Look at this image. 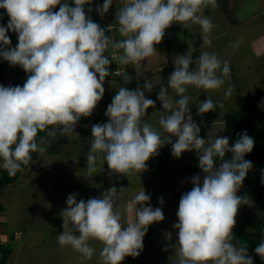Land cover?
<instances>
[{"label":"clouds","instance_id":"9594fccd","mask_svg":"<svg viewBox=\"0 0 264 264\" xmlns=\"http://www.w3.org/2000/svg\"><path fill=\"white\" fill-rule=\"evenodd\" d=\"M73 3L0 0V9L6 10L9 17L7 27L0 25V57L28 74L23 86L0 85V167L9 176H15L22 165L29 163L31 153L45 151L37 142L39 132L47 130L49 137L68 136L82 117L92 115L104 96L105 78L112 74L107 51L122 49L119 63L132 65L139 72L141 62L157 53L155 45L161 43L165 30L173 23L191 21L201 25L205 33L213 27L199 14L205 0H124L116 22L125 39L114 41L86 15L85 5L91 0ZM112 4L113 0H105L96 10L103 16ZM57 5L59 10L53 11ZM9 30L18 34L15 47H10ZM192 63L190 56L179 55L167 80L168 88L181 97L175 107L168 88L160 87L157 98L163 111L158 124L162 131L144 119L147 109L155 107V102L145 97V91L151 92L154 87L151 80L145 81L144 90L119 88L105 112L108 121L91 126L86 171L88 175L96 173L102 156L111 174L129 177L147 171V161L165 144L171 145L176 158L195 150L203 176L191 177L193 187L179 201L178 222L173 225L178 235V264H253L246 247L237 248L232 243V232L239 208L250 203L247 196L237 193L253 168L245 155L253 150L254 139L245 131L229 146L225 136L210 143L200 137L201 128L190 113L189 96L184 95L186 86L216 90L225 83L222 77H230L231 72L229 62H222L214 53H201L196 70H190ZM217 106L223 107L208 96L199 103L198 114L215 111ZM226 154H231L230 158L225 159ZM124 191L113 186L101 198L79 202L76 194H70L62 212L59 245L71 246L91 259L94 249L88 241L98 240L103 244L102 264H121L126 256L138 257L148 227L163 221L164 214L160 207L145 206L151 196L142 188L133 200L138 207L127 209L134 213V222L124 227L117 203ZM159 202L164 203L163 197ZM166 236L171 239L170 232ZM255 253L264 260V239Z\"/></svg>","mask_w":264,"mask_h":264},{"label":"rangeland","instance_id":"374dc122","mask_svg":"<svg viewBox=\"0 0 264 264\" xmlns=\"http://www.w3.org/2000/svg\"><path fill=\"white\" fill-rule=\"evenodd\" d=\"M97 1L93 0L92 5L94 6ZM115 2L117 12L124 5V0ZM216 4L219 7L214 8ZM199 14L211 21L213 27L209 32L205 33L197 23L183 22L185 25L182 28L170 31L171 42L166 49L163 50L160 44L155 45L158 55L153 57L162 59L165 54L169 55V59H177L179 55L190 56L193 61L190 70L198 69L199 56L203 52L214 53L222 62H229L231 75L222 77L225 83L219 89L206 91L188 85L184 93L189 96L193 120L201 128L200 137L210 143L218 136H225V116L237 111V98L241 95L248 96L254 102L257 111L264 112V0H205L203 11ZM106 15L108 13H105L104 17ZM112 18L113 20L107 21H112V26L116 27L113 32L117 33V41L125 39L118 31L116 15ZM105 20L106 18L102 21ZM8 21L6 10L0 9V25L7 27ZM106 22L99 21L98 24L105 29ZM113 32L106 31L105 34L111 38ZM7 35L11 40L10 47H15L18 44V34L9 30ZM115 50L117 49H110L105 55L111 59L110 54ZM111 65L114 66L113 60L109 65V72L112 73L108 76L109 79L114 78ZM122 66L119 68L123 69ZM150 66L154 67L153 72L156 76L151 80L154 85L152 91L148 94L145 92V97L152 99L155 107L147 109L144 119L162 131L158 119L163 108L157 97L160 87L168 88L167 77L174 72L175 64H170L164 71H159L163 67L161 62ZM127 67L131 71L132 67L129 65ZM27 75L21 66H12L0 57V85L5 86L7 80H13L14 86H23ZM217 75L220 76V72H217ZM112 82L104 83L103 98L90 117L80 119L74 133L68 136L57 134L55 137L41 140L38 144L44 147L45 151L42 153L37 151L36 157H32L29 163L24 165L16 183L0 191V203L3 207L0 213V264L4 259L5 264H102L100 252L103 244L98 240L88 241L94 249L91 259L84 258L71 246L61 247L58 243L57 237L63 232L62 212L67 208L66 200L70 194H76V200L79 202L81 199L87 201L90 198H101L102 193L113 186L117 190L124 188L125 191L119 194L117 203L121 213L120 222L126 227L131 223L127 213L128 203L133 204L135 195L142 188L151 196L149 204L145 206L154 209L160 207L162 211L171 208L176 215L182 194L193 187L191 177L203 176L195 150L184 152L180 158H176L172 155L170 144L160 148L159 154L147 161L148 170L138 175L126 177L111 174L102 156L98 158L97 172L87 174L86 158L92 143L91 126L97 121L102 124L108 121L105 112L120 88V85ZM135 89L131 87L130 90ZM229 89L231 92L227 94ZM168 96L173 102V107L181 98L171 88H168ZM208 96L214 103L222 104L223 107L217 106L215 111L198 114L199 103L205 101ZM209 120L216 121V127H213ZM51 140H56L58 145L53 153L50 152ZM172 140L175 142L176 138L172 137ZM216 162L219 164L218 158ZM254 185L243 182L237 193L242 197L247 196L250 203L239 208L236 227L246 221L249 222L247 225L249 227L253 224L264 227V216L261 217L264 210L262 212L260 210L262 205L257 200V189ZM160 197L164 199L162 205L159 202ZM169 222L172 225V221L151 224L144 236L141 254L135 258L126 256L121 264H178V252L174 253L166 247L172 245L166 233L170 232L171 237L175 233ZM236 229L237 231L234 230L232 233L233 243L236 234L244 232V229ZM163 237H167V240ZM248 250L252 251L253 248L247 249V252ZM250 254L254 258V250ZM260 260L254 258L258 263L262 262Z\"/></svg>","mask_w":264,"mask_h":264},{"label":"trees","instance_id":"16d2710c","mask_svg":"<svg viewBox=\"0 0 264 264\" xmlns=\"http://www.w3.org/2000/svg\"><path fill=\"white\" fill-rule=\"evenodd\" d=\"M64 1H66V3L70 6H74L73 0ZM92 2L93 0H91L90 4L85 5V12L93 22L99 23L100 19L95 16ZM54 10L58 11L59 6L57 5ZM237 103V111L233 114H227L225 116V136L229 139V146L234 145L236 140L239 139L240 134L245 131L254 139L253 150L245 155V159L252 162L253 168L248 172L244 182L246 184H255L254 186H256L257 189V199L260 203L264 204V184L261 183L262 179H264V112L260 113L257 111L254 102L249 99L248 96L241 95L237 98ZM48 130H51V127ZM41 137L51 138L47 135V130L38 133V143L41 141ZM49 144L51 145L50 152L53 153L58 148L57 141L51 140ZM31 155L33 158L36 157V152L31 153ZM230 155L231 154H226L225 159L230 158ZM23 167L24 165H22V170ZM22 170L18 171L15 176H9L7 171L0 167V191L9 185L15 184L20 178ZM2 210L3 207L0 203V213ZM256 233L257 234L255 235L248 234L247 236L249 239L251 237L258 238V243L260 244L261 240L264 239V227L259 226ZM259 244L256 243L253 246L255 259H261V257L255 253V248L259 246ZM5 262L6 259H4L1 264H5Z\"/></svg>","mask_w":264,"mask_h":264},{"label":"crops","instance_id":"0c3cea01","mask_svg":"<svg viewBox=\"0 0 264 264\" xmlns=\"http://www.w3.org/2000/svg\"><path fill=\"white\" fill-rule=\"evenodd\" d=\"M103 3L104 2H101L100 0H98L95 3V5H94L95 16H96V7H97V5H101L102 6ZM115 4H117V3L115 2V0H113V4L111 5L109 11L107 12L108 15H106L105 17L103 15L101 18H98V19H100L99 20L100 22H106L109 19L113 20L112 16H114V18H115V15L117 14V12L115 11V9H116V5ZM217 7H219L218 4H216L214 6V8H217ZM104 18H106V20L102 21ZM106 23H107V26H106L105 30L107 31L108 27L110 25H112L111 24L112 21H107ZM177 23L178 24H176V22L173 23L172 27H168L165 30V35H164V37H163V39H162V41L160 43V45H161L163 50L166 49L167 46L169 45V43L171 42V40H170L171 39V32L170 31H172L175 28H179L180 29V28H182L185 25V23H179V22H177ZM115 30H116V27L113 30H110V31H107V32H111L112 33ZM116 35H117V33H114V32L111 35V38L112 39L114 38V41H117L116 38H118V37ZM176 46H178V45H176ZM179 46H181V44ZM168 50L169 49H167V52H168ZM121 55H123V50L122 49H117V50L114 51V53L110 54V58L114 61V66L112 67V65H111V70L114 71V74H113L114 78L109 79L107 77V78H105V82L104 83H110V82L113 81L114 84L116 83L117 85H120V87H126L129 90L131 89V87H133V88L135 87L136 89H137V87H140V89L143 90V85L145 84V81L146 80H153V78L156 76V74H155V72H153V68L154 67L152 68L150 65L153 66V65L156 64V62L157 63L161 62L163 67L159 71H164L167 66H170V64L174 63L175 60H176V59H169V57H168L169 55H166V54L164 55V57H162V59H161V57H155L156 58L155 59L152 56V57L146 58V60L141 62L142 66H141L140 71L138 72L137 69L134 66H132V65H129L130 67H132L131 71H129V68L127 67L128 65H123L122 66V64L119 63V57ZM155 55H158V54H155ZM119 64L123 67V69L119 68V67H121ZM125 78L128 79L127 82L125 81ZM167 79H168V77H167ZM145 92L148 94V91H145ZM223 118H224V116H223ZM221 120L223 121V119H221ZM216 121H218V119H216ZM216 121H212V120L210 121L209 120L210 124L213 127H216V125H217V124H215V123H217ZM95 124H102V123L100 121H97ZM213 135L215 136V133ZM256 197H257V195H256ZM259 204L262 205V206H260V210L262 212V210H264V204L260 203V202H259ZM130 207L135 208V206L131 202L128 203V208H130ZM127 213H128V217L131 220V222H134V219H135L134 213H130L128 211H127ZM163 214H164V220L163 221H172V225H171V222H169L170 223L169 226L170 225L173 226L175 223L178 222L177 215H174V213L172 212L171 208L163 209ZM263 216L264 215L262 214L261 217H263ZM248 224H249V222L246 221L245 223H243V225L240 226V224H239L237 227L235 226L233 228V232H234V230L237 231L236 228L244 229L243 230L244 231L243 234H238L237 233L235 242L234 243L232 242L237 248L246 247V249H249L250 247L253 248V246L256 243L259 244L258 243V241H259L258 238L255 237L256 238L255 239L254 237H251L249 239L248 236H247L248 234H254V235L257 234L256 231L258 230L259 225L258 224H253L251 227H249V226H247ZM245 228H247V230H245ZM174 232H175L174 235H172V237L170 239L172 241V245L171 246L167 245L166 247L168 249H170L172 252L175 253V252H178L179 246H178V244L174 245V242L178 241L177 230H174ZM163 238L167 240V237H163ZM163 248L165 249V247H163ZM171 248H173V249H171ZM250 252H252V251L248 250V255L252 258L253 264H264V260H260V261H262L261 263H258L256 261H254V258H253V256H251L252 254H250Z\"/></svg>","mask_w":264,"mask_h":264},{"label":"built area","instance_id":"2783aa9c","mask_svg":"<svg viewBox=\"0 0 264 264\" xmlns=\"http://www.w3.org/2000/svg\"><path fill=\"white\" fill-rule=\"evenodd\" d=\"M99 6H101V5H97L96 9H97ZM96 17H98V18H101V17H102V16L97 12V10H96ZM172 26H173V24H172L170 27H172ZM114 28H115V26L113 25L112 28H111V30H113ZM10 86L14 87V81H13V80H7V81H6V83H5V87H10Z\"/></svg>","mask_w":264,"mask_h":264}]
</instances>
